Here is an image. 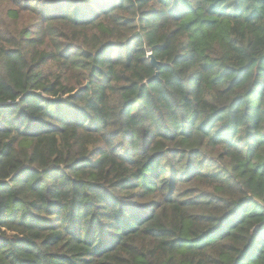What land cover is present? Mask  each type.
<instances>
[{"label":"trees","instance_id":"obj_1","mask_svg":"<svg viewBox=\"0 0 264 264\" xmlns=\"http://www.w3.org/2000/svg\"><path fill=\"white\" fill-rule=\"evenodd\" d=\"M0 264H264V0H0Z\"/></svg>","mask_w":264,"mask_h":264},{"label":"water","instance_id":"obj_2","mask_svg":"<svg viewBox=\"0 0 264 264\" xmlns=\"http://www.w3.org/2000/svg\"><path fill=\"white\" fill-rule=\"evenodd\" d=\"M150 62L151 64L155 67V69L158 67V62L155 61L154 57L152 54H149ZM157 76V73L154 75V78Z\"/></svg>","mask_w":264,"mask_h":264},{"label":"rangeland","instance_id":"obj_3","mask_svg":"<svg viewBox=\"0 0 264 264\" xmlns=\"http://www.w3.org/2000/svg\"><path fill=\"white\" fill-rule=\"evenodd\" d=\"M256 230H257V229H256ZM261 230H262V229L260 228L259 230H257V232H256V233H260V232H261Z\"/></svg>","mask_w":264,"mask_h":264}]
</instances>
